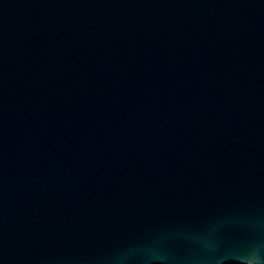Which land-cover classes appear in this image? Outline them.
<instances>
[{
  "label": "water",
  "instance_id": "1",
  "mask_svg": "<svg viewBox=\"0 0 264 264\" xmlns=\"http://www.w3.org/2000/svg\"><path fill=\"white\" fill-rule=\"evenodd\" d=\"M264 264V0H0V264Z\"/></svg>",
  "mask_w": 264,
  "mask_h": 264
},
{
  "label": "clouds",
  "instance_id": "2",
  "mask_svg": "<svg viewBox=\"0 0 264 264\" xmlns=\"http://www.w3.org/2000/svg\"><path fill=\"white\" fill-rule=\"evenodd\" d=\"M241 264H262V262L260 256L257 254L241 257Z\"/></svg>",
  "mask_w": 264,
  "mask_h": 264
}]
</instances>
